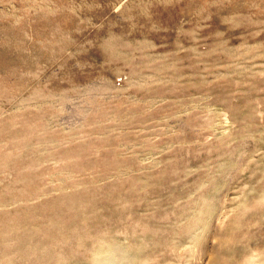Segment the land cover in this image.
Here are the masks:
<instances>
[{"label":"rangeland","instance_id":"1","mask_svg":"<svg viewBox=\"0 0 264 264\" xmlns=\"http://www.w3.org/2000/svg\"><path fill=\"white\" fill-rule=\"evenodd\" d=\"M0 264H264V0H0Z\"/></svg>","mask_w":264,"mask_h":264}]
</instances>
